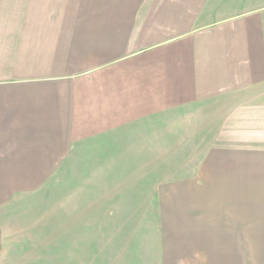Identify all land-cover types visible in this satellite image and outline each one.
<instances>
[{
  "label": "crops",
  "instance_id": "0c3cea01",
  "mask_svg": "<svg viewBox=\"0 0 264 264\" xmlns=\"http://www.w3.org/2000/svg\"><path fill=\"white\" fill-rule=\"evenodd\" d=\"M167 125L209 141L162 264H264V0H0V194Z\"/></svg>",
  "mask_w": 264,
  "mask_h": 264
},
{
  "label": "rangeland",
  "instance_id": "374dc122",
  "mask_svg": "<svg viewBox=\"0 0 264 264\" xmlns=\"http://www.w3.org/2000/svg\"><path fill=\"white\" fill-rule=\"evenodd\" d=\"M172 128L153 136L150 154L135 144L127 162L120 161L131 154L119 149L84 152L85 162L49 170L37 184L5 186L0 264H162L158 215L170 187L165 183L194 180L201 159L194 148L209 141L195 135L198 129ZM185 186H173L170 195L187 191Z\"/></svg>",
  "mask_w": 264,
  "mask_h": 264
}]
</instances>
